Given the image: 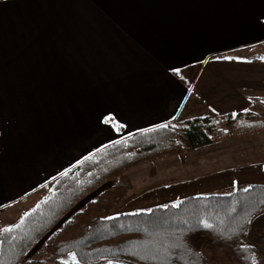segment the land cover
<instances>
[{"label":"crops","instance_id":"crops-1","mask_svg":"<svg viewBox=\"0 0 264 264\" xmlns=\"http://www.w3.org/2000/svg\"><path fill=\"white\" fill-rule=\"evenodd\" d=\"M209 1L215 8L211 17L195 21L153 15L84 17L78 23L90 26L85 30L101 26L105 32H87L62 49L55 43L42 47L41 2L0 0V58H5L0 215L24 202L38 203L46 186L114 142L196 118L199 105L214 118L239 112L264 118V100H254L264 99V60L255 59L264 54V0ZM106 25L115 27L106 31ZM197 56L201 58L195 60ZM184 69L194 76L173 75ZM231 139L248 140L235 147L228 144ZM201 147L222 154L208 162L212 172L147 189L141 198L165 194L167 203L264 186V132ZM129 205L130 212L137 208ZM254 226L264 229V210L251 217L247 240ZM247 244L255 249V264H264V247Z\"/></svg>","mask_w":264,"mask_h":264},{"label":"trees","instance_id":"trees-1","mask_svg":"<svg viewBox=\"0 0 264 264\" xmlns=\"http://www.w3.org/2000/svg\"><path fill=\"white\" fill-rule=\"evenodd\" d=\"M114 7L110 5L104 12L118 13ZM255 59L264 60V54ZM261 132L263 117L239 112L186 120L181 129L157 126L98 150L46 186L45 197L9 227L12 231L0 230V264H21L66 213L110 180H115L111 189L100 192L53 230L37 256L75 254L77 264H255V249L246 242L247 228L251 217L264 210L262 185L227 194L192 195L146 211L109 216L131 188L129 169L170 155L183 159L185 151L229 136ZM206 223L212 228H205ZM62 262L32 259L25 264Z\"/></svg>","mask_w":264,"mask_h":264},{"label":"rangeland","instance_id":"rangeland-1","mask_svg":"<svg viewBox=\"0 0 264 264\" xmlns=\"http://www.w3.org/2000/svg\"><path fill=\"white\" fill-rule=\"evenodd\" d=\"M18 2H22V0H16ZM29 1V0H28ZM41 2V6L44 9V13H42V24L41 28L42 31L39 36L42 39L44 45L42 47L49 48L53 47V44H57V47H61L62 49L69 48V42L75 44L79 40L82 34H86L87 32H105L103 27L95 26L91 30H85L88 26L80 24V20L84 17H127V18H135L141 16H156V17H192L194 21L196 18H200L203 15L207 17H211L213 9H215L214 3L212 6V1L209 0H101L102 2L97 5V0H85V2H89L91 5H86L84 1L79 0H37ZM21 5H24L21 3ZM86 6L85 10L83 9ZM104 6V8L102 7ZM114 5L116 10H119V14L117 12L113 14H105L104 9H108V6ZM95 9L98 11L96 12ZM22 11V10H20ZM140 12L138 14V12ZM14 13V11L12 12ZM103 14V16L101 15ZM76 17V18H73ZM12 17L8 18V22H10ZM78 19V20H77ZM207 19V18H206ZM81 20V21H82ZM115 26H104V29L107 31L109 28H114ZM117 28H119L116 25ZM124 28V26H121ZM90 29V26L88 27ZM75 34L77 35L75 37ZM76 38V40H75ZM45 39V40H44ZM60 39V40H59ZM42 43V44H43ZM59 47V48H60ZM83 45L78 41L77 48H82ZM38 48V47H36ZM5 49V48H4ZM7 49V48H6ZM253 53L256 50L252 51ZM208 51L205 50V58L210 59V56H207ZM201 58V56L195 57V60ZM4 59L0 58V99H4V73H3V66H4ZM22 58L18 59L21 60ZM2 67V68H1ZM189 71L188 69H184L181 73H173L176 77H185L190 78L194 76L195 72ZM37 79L33 80L32 88H38L37 86ZM193 100V95L189 97ZM197 99V98H196ZM194 99V100H196ZM198 100V99H197ZM254 100H264L262 98H255ZM189 106H193L192 102L190 101ZM197 112L196 118H203L206 117L207 112H202V108L198 110H194ZM194 119V118H192ZM190 120V119H189ZM186 121V120H185ZM180 123V125H174L176 128L181 129L184 125V122ZM248 139H244L243 141H235L231 139L228 144H234L235 147L242 146L244 142ZM178 141L184 143L182 137L178 138ZM216 146V145H212ZM229 148V146H225ZM237 149L236 151H238ZM189 151V150H188ZM185 151L183 155V159H180L177 155H170L166 156L152 162L142 163L136 167L129 169L126 174L131 182V188L128 190L125 198L119 204H117L110 212L109 217L119 216L121 214L132 213L136 211H146L153 207L160 206V204L168 200L169 195L165 194H158L155 193H148L144 197L141 198L146 193L147 189H151L157 186H162L168 184L169 181H178V180H185V179H193L197 178L200 175H203L208 172L213 171V167L210 166L208 163L209 161L212 162V158H218L221 156L220 154H215L211 152V149H207V147H200L197 149H192L189 152ZM244 153H234L232 155H241ZM249 159H252L254 156H249ZM246 159V158H245ZM246 161V160H241ZM241 161H234L235 163H241ZM230 162L228 164L234 163ZM225 165L223 163L217 164ZM115 184V180H110L107 183L102 184L96 190L90 192L86 197L81 199L66 215H64L33 247L32 249L22 258L21 264H25L28 260L32 259H40L45 263H51L55 259H60L63 261H71L72 254H69L65 257H54L49 254H44L41 258L37 256V252L40 251L43 247V243L45 238L56 230L58 227H61L63 223L67 220V218L72 215V213L79 211L82 209L86 203L89 201L94 200L97 195L106 189H111V186ZM47 192V188L45 187ZM162 191V190H161ZM156 192V191H154ZM41 201V200H40ZM128 201V202H127ZM126 202V203H125ZM130 202V203H129ZM167 203H170L166 201ZM175 202V201H174ZM128 203V204H127ZM134 206L137 208L135 210H128V205ZM165 203V204H167ZM38 203H34L31 205H27V202L21 203L16 207L8 209L3 215H0V230L9 228L10 226L15 225L22 216L33 209ZM127 204V205H126ZM164 205V204H162ZM31 206V207H30ZM125 206V208L123 207ZM260 225V224H259ZM257 225V226H259ZM253 230L249 235V240L246 242L252 245H258L256 248L261 250L264 247V229L254 226ZM99 264V263H95ZM102 264V263H100ZM123 264H131L125 262Z\"/></svg>","mask_w":264,"mask_h":264},{"label":"snow or ice","instance_id":"snow-or-ice-1","mask_svg":"<svg viewBox=\"0 0 264 264\" xmlns=\"http://www.w3.org/2000/svg\"><path fill=\"white\" fill-rule=\"evenodd\" d=\"M227 59V58H226ZM164 125H161V127H163ZM249 223H250V221H249ZM18 227V226H17ZM204 227L205 228H212V225H210V224H204ZM3 231H5V232H10V231H12V229L11 228H6V229H3ZM62 264H69V262L68 261H63L62 262ZM71 264H77V261H76V256H75V254H72V257H71ZM109 264H111V261L109 262Z\"/></svg>","mask_w":264,"mask_h":264}]
</instances>
